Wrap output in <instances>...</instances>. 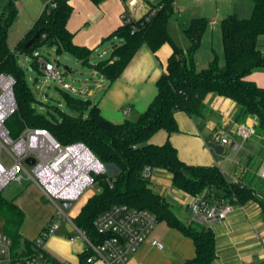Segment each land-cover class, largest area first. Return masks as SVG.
Masks as SVG:
<instances>
[{
	"label": "trees",
	"instance_id": "obj_1",
	"mask_svg": "<svg viewBox=\"0 0 264 264\" xmlns=\"http://www.w3.org/2000/svg\"><path fill=\"white\" fill-rule=\"evenodd\" d=\"M98 5L105 0H91ZM253 12L248 19L230 17L222 23L224 65L215 57L209 66L198 70L194 56L200 49L209 21L205 18L192 20L184 30L190 42L187 51L172 40L169 21L175 14L174 0H162L156 14L147 21L145 15L136 21L137 31L124 24L110 37L123 40L114 46L109 60L98 62L94 69L110 82L116 81L125 71L137 52L149 47L156 53L169 43L173 52L166 72L158 82L154 102L136 120L114 124L106 120L91 101L61 90L68 107L76 114L64 115L61 121L38 115L33 108L34 93L25 83V73L20 69L18 56L33 58L32 68L39 73L41 66L35 52L41 48L56 47L57 54L67 53L82 65L92 67V51L73 42V34L67 24L72 15L69 0H50L33 28L12 50L8 45L10 30L18 17L17 0H5L0 11V74L11 75L15 81L14 92L18 111L6 122L12 139L18 138L26 127L47 129L62 145L81 143L109 169L106 175L96 177L100 192L93 195L73 219L75 227L83 231L93 243L100 242L94 221L114 205H128L151 212L158 222H166L193 240L196 256L185 264H216V239L210 228L194 221L183 222L168 201L152 186L149 169H162L172 174L174 187L188 195L205 194L210 199L229 204H244L256 200L262 206L264 198L251 187L231 183L217 167H198L183 162L170 143L154 144L151 138L160 130L169 134L179 131L177 112L190 115L201 129L209 111L205 104L208 95H217L234 101L240 109L242 120L254 117L256 137L264 139V89L248 81L254 71L264 69V54L258 40L264 36V0H252ZM36 33L38 39L26 49V44ZM66 92V93H65ZM88 116L84 118V112ZM0 218L4 222V234L14 248L22 242L30 247L34 240L24 239L22 226L25 212L14 201L5 200L0 194ZM89 252L82 259L87 264Z\"/></svg>",
	"mask_w": 264,
	"mask_h": 264
},
{
	"label": "crops",
	"instance_id": "obj_2",
	"mask_svg": "<svg viewBox=\"0 0 264 264\" xmlns=\"http://www.w3.org/2000/svg\"><path fill=\"white\" fill-rule=\"evenodd\" d=\"M130 1L105 0L96 5L91 0H69L72 15L67 28L73 34L75 45L92 51L90 59L92 67L82 65L71 55L82 67L89 70L82 81L84 87L80 89V91L88 89V93L82 95L67 92L72 95L79 94L74 95L79 98L84 96L83 99L91 101L98 107L101 115L114 124L136 120L147 111L157 96L158 82L166 72L168 60L173 52L169 43L164 44L156 53L149 47L143 46L123 74L114 82H110L94 69L100 60H92L93 54L105 41L118 42L113 44L109 59L112 57L114 46L122 44L123 40L110 37L124 25L121 16L128 11ZM161 1H145L138 8L134 18L141 19L152 8L159 6ZM18 5L19 1H17V7ZM174 6L175 14L169 21V33L175 44L185 51L189 49L190 42L184 30L192 20L205 18L209 21L202 45L194 56V65L198 70L207 68L215 57L220 63L221 55L224 54L221 29L223 21L230 17L248 19L254 8L252 0H174ZM215 42L218 44L215 45ZM258 46L264 54V36L259 38ZM203 48H206L204 57L200 55ZM106 51L99 54V57H102L101 61H104L103 57L108 55ZM56 63L61 67L59 62ZM220 65L224 64L220 63ZM65 69L71 71L68 66ZM247 80L264 89V69L254 71ZM204 102L209 111L201 129L190 115L177 112L179 131L169 134L160 130L150 142L159 145L170 142L176 148L180 159L186 164L217 167L229 182L247 185L264 198V139L253 137L243 141L235 133L238 125L252 122L255 118L248 117L242 120L239 106L222 96L208 95ZM126 109H129L128 113H125ZM219 135H228L230 138L229 145H221L224 147L222 154L215 152L216 147L220 146L215 141V137ZM150 178L153 189L168 201L172 209L175 206L188 213L185 202L189 195L174 187L172 174L162 169H154ZM93 195L95 194L88 195L82 200L80 198V202L77 201L79 202L78 212L72 214L65 211L68 219L61 226L65 228V232L59 233L60 228L58 233L50 237L45 244V250L50 259L59 263L86 264L82 256L87 250V241L78 232L73 219L79 215L83 206ZM56 209H58L57 205ZM181 220L193 221V219ZM68 223L72 224L74 230L71 226L67 228ZM211 230L216 239V264H264V217L262 206L258 201L249 200L244 204H235V209L228 218L214 224ZM75 231L79 233L77 237L74 235ZM151 240L160 241L164 248L153 247L150 244ZM30 248L31 246L27 247L25 243H22L16 251L30 250ZM195 256L196 248L193 240L163 221L158 223L148 240L130 257L127 264H185ZM92 264L107 263L96 261Z\"/></svg>",
	"mask_w": 264,
	"mask_h": 264
},
{
	"label": "built area",
	"instance_id": "obj_3",
	"mask_svg": "<svg viewBox=\"0 0 264 264\" xmlns=\"http://www.w3.org/2000/svg\"><path fill=\"white\" fill-rule=\"evenodd\" d=\"M145 1L149 0H131L128 11L121 16L123 24L131 25L133 31L138 30L134 16ZM156 12L157 8H152L146 14L147 21ZM35 56L43 73L57 80L64 90L82 95L88 93V89L76 90L64 82L61 67L57 63L46 60L39 52ZM15 84L11 75L0 74V194L12 181H22L25 178L34 182L42 195L57 205L58 209L57 218L34 240L30 250L16 251L12 240L7 235L0 234V264H68L50 259L45 250L46 241L68 219L59 202L75 203L80 200L89 188L97 185V176L107 174V167L85 145L76 143L64 146L47 129L26 127L18 138L12 139L6 122L18 111ZM128 112L129 109H126L125 113ZM255 125V119L245 122L237 126L235 133L243 141H248L256 135ZM215 141L223 146L230 144L228 135H219L215 137ZM4 150L8 152L10 161L4 159ZM29 158L34 159V164L26 162ZM144 176H151L149 169ZM185 207L192 214L194 222L211 229L214 224L228 218L234 211L235 204L197 194L189 195ZM158 223L156 216L148 210L128 205L112 206L94 221L100 242L93 243L78 229L87 241L86 251L90 253L87 264L96 261L127 264L130 257L148 240ZM150 244L158 249L164 248L157 240H151Z\"/></svg>",
	"mask_w": 264,
	"mask_h": 264
},
{
	"label": "rangeland",
	"instance_id": "obj_4",
	"mask_svg": "<svg viewBox=\"0 0 264 264\" xmlns=\"http://www.w3.org/2000/svg\"><path fill=\"white\" fill-rule=\"evenodd\" d=\"M18 5V17L13 27L10 30L8 45L13 50L17 43L23 38L25 33H27L33 26L35 20L40 16L42 10L48 4L50 0H17ZM5 3V0H0V11ZM113 44H118L116 40L105 41L97 51L93 54L92 60H102L99 57L103 51L108 53L104 56L103 60H107L111 56V50ZM218 44L215 42V45ZM220 45V42H219ZM53 49V50H52ZM51 50L48 47L41 48L39 53L46 60L61 64V71L63 74V81L69 83L76 90L82 89L83 80L86 74L89 72L88 69L82 67L80 63L74 59L71 55L63 53L57 54L56 47ZM36 53V52H35ZM206 53V48H203L202 55L204 57ZM199 55V57H200ZM201 56V57H202ZM18 65L20 69L25 73V83L34 93L35 101H33V108L38 115L44 116L48 119L56 118L61 121L64 115H74V113L67 105L66 98L61 93L64 90L57 80L52 79L49 75L41 72L39 73L36 69L32 68L33 58L30 56L19 55ZM224 54L221 55V64H224ZM68 66L71 71L65 69ZM66 91V90H64ZM67 92V91H66ZM65 92V93H66ZM79 95V94H74ZM84 98V96H82ZM86 98V97H85ZM88 111L84 112L83 116L86 118L88 116ZM256 137V135L254 136ZM3 157L5 160L10 161L8 152L4 150ZM107 169V173H109ZM169 173V172H168ZM100 192V187L94 185L89 188L81 197V200L87 198V196L92 194H98ZM1 196L9 201H14L19 205L25 212V221L22 226V235L24 239L36 240L39 238V233L43 228L48 227L52 219L57 217L56 205L45 198L38 186L25 178L22 181L14 180L12 181L2 192ZM80 200V201H81ZM79 201V200H78ZM79 201V202H80ZM79 202H75L69 213H76L79 210ZM174 212L183 220L192 219V214L188 211H181L179 208H173ZM54 217V218H53ZM52 220V221H51ZM65 232V228L61 227L59 233ZM58 233V232H57ZM0 234H4V222L0 218ZM77 237L79 233L74 232ZM23 243V242H22Z\"/></svg>",
	"mask_w": 264,
	"mask_h": 264
},
{
	"label": "water",
	"instance_id": "obj_5",
	"mask_svg": "<svg viewBox=\"0 0 264 264\" xmlns=\"http://www.w3.org/2000/svg\"><path fill=\"white\" fill-rule=\"evenodd\" d=\"M38 37H39V33H36L35 35H34V37L30 40V41H28L27 42V44H26V49H28L37 39H38ZM223 150H224V147L223 146H217L216 147V149H215V152L217 153V154H222V152H223ZM28 164H34V159L33 158H29V159H27V161H26ZM59 205L65 210V211H70V209L73 207V205H74V203L73 202H71V201H60L59 202ZM69 226H71L72 227V224L71 223H68V225H67V228L69 227ZM73 228V227H72ZM73 230H74V228H73ZM71 232H72V229H71Z\"/></svg>",
	"mask_w": 264,
	"mask_h": 264
}]
</instances>
